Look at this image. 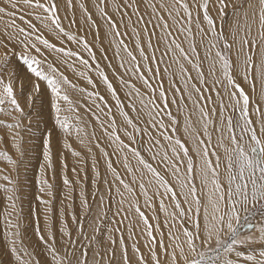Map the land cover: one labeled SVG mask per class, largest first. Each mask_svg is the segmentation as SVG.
Segmentation results:
<instances>
[{"label": "snow or ice", "instance_id": "obj_1", "mask_svg": "<svg viewBox=\"0 0 264 264\" xmlns=\"http://www.w3.org/2000/svg\"><path fill=\"white\" fill-rule=\"evenodd\" d=\"M0 114V264H264V0H0Z\"/></svg>", "mask_w": 264, "mask_h": 264}, {"label": "bare ground", "instance_id": "obj_2", "mask_svg": "<svg viewBox=\"0 0 264 264\" xmlns=\"http://www.w3.org/2000/svg\"><path fill=\"white\" fill-rule=\"evenodd\" d=\"M89 39H92V36L91 35H89ZM201 51H202V49H201ZM21 71H23V70H21ZM43 111H44V117L43 118L37 117V120H40L41 121L39 123V129L51 128V124L50 123H45L44 122V121L48 120V107H47L46 104L44 105ZM81 111H83V110L81 109ZM69 115H71V114H69ZM0 119H5L8 122H11V119L9 117L4 116L3 114H0ZM25 123H27V121ZM32 129H33V131H36V124L35 123H33ZM22 134L25 136V140L28 141V143L26 145H24L25 148H27L29 145H32V144L39 145L40 142L38 140H34V139L33 140H30L28 138V134H26V133H22ZM37 136H39V132H37ZM5 144H7V139L5 140ZM77 145H78V142H77V144L74 145V147L77 146ZM0 148H4V145H0ZM6 150H8L10 152V154H12L14 156V158L23 159L24 165L27 166V171H25L24 168L21 167V169H20L21 179H22V176L24 174L26 175L27 173H29V174L32 173L33 174V177L31 178L32 181L29 182L28 184H29L30 188L32 189V191L34 193V196L38 195L39 194L38 193V186H37V181L39 179L38 169H39V165L41 163H43V159H42V148L41 147H37V148H35V149L32 150V153L29 151L32 154V157L27 152L26 155H25V157H23V158L19 157L18 154L15 153V150L14 149H6ZM77 150H80V148L77 147ZM58 156L60 158H58ZM63 158H66L67 159V163L70 164V165L68 164L69 169H71V167L75 163L76 158L75 157H72L67 152H64L63 154H59L58 146L56 144V133L54 132L53 133V166L57 170V174H56L55 179L57 177H59L58 183L60 185H61L62 181H61V175H60L59 170H60L61 159H63ZM31 165H34V166H31ZM0 167L9 168V170H10V166H7L6 163L3 162V161H0ZM85 171L88 172V183H87L86 186L88 187V190L91 192L92 185L90 184V181L93 179V176H92V173H91L90 168H87L86 167L85 168ZM51 175H52V172H51V170H49V176L51 177ZM13 176H15V173H13ZM68 176H69L70 179H73V176H72L71 171L68 172ZM50 182H51V180H50ZM0 183H3V181H0ZM78 191H79V189L77 188V192ZM73 195H74V197H76V193H74ZM62 196H63V192L56 191L55 204L58 205V209H59V202H60V199L62 198ZM2 206H3V201L0 200V209H2ZM74 207H77L78 208V199H77L76 205H74ZM58 209L55 208V210H58ZM148 214L151 216V212H149ZM109 215L111 216V213H109ZM161 219H163V214H161ZM4 230L5 229H4L3 216L0 215V238H3V232H4Z\"/></svg>", "mask_w": 264, "mask_h": 264}, {"label": "rangeland", "instance_id": "obj_3", "mask_svg": "<svg viewBox=\"0 0 264 264\" xmlns=\"http://www.w3.org/2000/svg\"><path fill=\"white\" fill-rule=\"evenodd\" d=\"M30 152L32 153V150ZM30 152L28 151V153L32 157V154ZM31 166H34V165H31ZM32 177H33L32 173H30V174L27 173L26 175L24 174L22 176V180H24V182L27 183V185L29 186L28 183L32 181L31 180ZM58 181H59V177H57L54 180H51V182L54 184V191L60 186ZM28 186L24 189V193H23V195H24V207L27 210L29 208V205L31 204L32 207H34V208H36L38 210L37 211V213H38L39 210L42 208V206L40 207V205L35 201L34 193H33L32 189L30 188V186L29 187ZM55 208L58 209V205L55 204V200H54V202H53L54 213L57 211V210H55ZM249 216H250V220H251L252 223H256L257 222V219H258V213L257 212L250 213ZM249 231H251V230L247 229V228L243 229L244 234H247Z\"/></svg>", "mask_w": 264, "mask_h": 264}]
</instances>
